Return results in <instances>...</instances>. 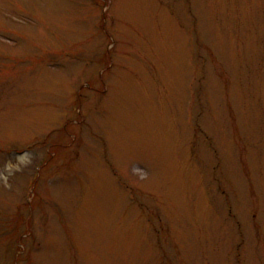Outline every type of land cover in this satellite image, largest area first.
<instances>
[{
	"label": "rangeland",
	"instance_id": "374dc122",
	"mask_svg": "<svg viewBox=\"0 0 264 264\" xmlns=\"http://www.w3.org/2000/svg\"><path fill=\"white\" fill-rule=\"evenodd\" d=\"M17 245L264 264V0H0V264Z\"/></svg>",
	"mask_w": 264,
	"mask_h": 264
}]
</instances>
